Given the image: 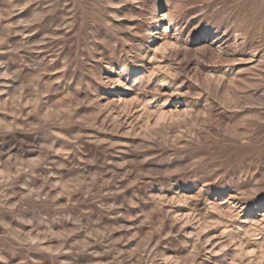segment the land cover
I'll list each match as a JSON object with an SVG mask.
<instances>
[{
	"label": "rangeland",
	"instance_id": "rangeland-1",
	"mask_svg": "<svg viewBox=\"0 0 264 264\" xmlns=\"http://www.w3.org/2000/svg\"><path fill=\"white\" fill-rule=\"evenodd\" d=\"M263 68L264 0H0V264H264Z\"/></svg>",
	"mask_w": 264,
	"mask_h": 264
},
{
	"label": "bare ground",
	"instance_id": "bare-ground-1",
	"mask_svg": "<svg viewBox=\"0 0 264 264\" xmlns=\"http://www.w3.org/2000/svg\"><path fill=\"white\" fill-rule=\"evenodd\" d=\"M21 2V1H20ZM21 12V11H20ZM19 14V13H18ZM36 15V14H35ZM38 15V14H37ZM166 17V15H162L161 16V18H165ZM162 20V19H161ZM156 27L157 28H155V30L152 32V35L153 36H156V35H159L160 33H161V29L162 28H160V21H157V24H156ZM160 28V29H159ZM159 29V30H158ZM168 30V29H167ZM21 31V30H20ZM25 31V30H24ZM28 34V33H27ZM23 37H25V36H23ZM29 39V38H28ZM42 43V42H41ZM49 46V45H48ZM249 46V45H248ZM250 46H251V44H250ZM252 47V46H251ZM26 51V50H25ZM124 52V51H123ZM256 57V56H255ZM252 59H254V58H252ZM242 60H244V59H242ZM250 60V59H249ZM246 62V61H245ZM251 63L252 62H255L254 60H251L250 61ZM261 63V62H260ZM260 65V64H259ZM253 67V66H252ZM252 67H250V69L252 68ZM263 67V66H262ZM255 68H257V66H255ZM257 69H259V68H257ZM262 69V68H261ZM260 69V70H261ZM264 69V68H263ZM252 70V69H251ZM254 71V70H253ZM254 72H256V70L254 71ZM6 73V72H5ZM252 74H253V72H252ZM254 74H257V73H254ZM254 74H253V76H254ZM258 76H259V81L258 82H253V83H251L252 82V80H251V84L250 85H248V86H255V88H253V89H255L258 93H260V92H263V94L260 96V102H263L264 101V87H263V89L262 90H258V88L256 87V86H258L259 84L260 85H262V84H264V72H258ZM108 78V77H107ZM106 78V79H107ZM246 78V77H245ZM233 79V78H232ZM241 79V78H240ZM111 80V79H110ZM247 80V79H246ZM245 80V81H246ZM250 80V79H249ZM249 80L247 81L248 83H249ZM113 81V80H112ZM112 81H110V82H112ZM118 82H119V80H117ZM116 81V82H117ZM244 80H242L241 79V83L243 82ZM247 82H245L246 84H247ZM258 84V85H257ZM242 86H244V84L243 85H241V87ZM246 86V85H245ZM240 87V88H241ZM246 88V87H245ZM242 89H244V87H242ZM241 89V90H242ZM244 91V90H243ZM246 91H247V89H246ZM257 94V93H256ZM257 96V95H256ZM78 97V96H77ZM241 98V97H240ZM255 98V97H254ZM257 99V98H256ZM255 100V99H254ZM258 101V100H257ZM256 102V101H255ZM253 103V102H252ZM264 103V102H263ZM240 104V103H239ZM264 106V105H263ZM264 108V107H263ZM52 109V108H51ZM64 110V109H63ZM57 111V110H56ZM257 111V110H256ZM57 113V112H56ZM249 113H251V112H249ZM255 118V117H254ZM260 119V118H259ZM261 121L262 122H264V117H261ZM251 134V133H250ZM242 136V135H241ZM245 137H246V135H245ZM245 137H243V139L245 138ZM255 139V138H254ZM245 140V139H244ZM241 163V162H240ZM244 165V164H243ZM239 166H240V164H239ZM232 177V176H231ZM252 221V220H251ZM255 223V222H254ZM253 248V247H252ZM248 250V249H247ZM249 251V250H248ZM251 253H253V252H251ZM250 253V254H251ZM256 253V252H255Z\"/></svg>",
	"mask_w": 264,
	"mask_h": 264
}]
</instances>
